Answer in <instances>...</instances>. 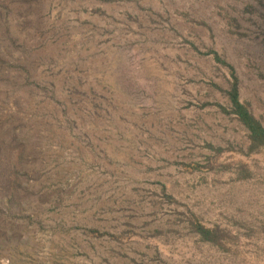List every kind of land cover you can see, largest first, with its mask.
Returning <instances> with one entry per match:
<instances>
[{
  "label": "rangeland",
  "instance_id": "rangeland-1",
  "mask_svg": "<svg viewBox=\"0 0 264 264\" xmlns=\"http://www.w3.org/2000/svg\"><path fill=\"white\" fill-rule=\"evenodd\" d=\"M234 89L264 126V0H0V264H264Z\"/></svg>",
  "mask_w": 264,
  "mask_h": 264
},
{
  "label": "trees",
  "instance_id": "trees-1",
  "mask_svg": "<svg viewBox=\"0 0 264 264\" xmlns=\"http://www.w3.org/2000/svg\"><path fill=\"white\" fill-rule=\"evenodd\" d=\"M230 96L233 103V113L251 131L252 148L264 147V126L250 114L247 106L240 101L237 89H234L230 93ZM193 225L195 230L201 234L203 240L216 243L217 239H219L220 230L207 228L199 222Z\"/></svg>",
  "mask_w": 264,
  "mask_h": 264
}]
</instances>
